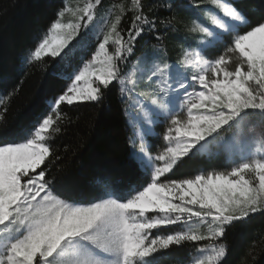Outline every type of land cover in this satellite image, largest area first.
<instances>
[{
	"label": "snow or ice",
	"instance_id": "6c2138e0",
	"mask_svg": "<svg viewBox=\"0 0 264 264\" xmlns=\"http://www.w3.org/2000/svg\"><path fill=\"white\" fill-rule=\"evenodd\" d=\"M202 2L187 6L200 10L184 18L176 60L164 43L180 28L157 12L185 7L180 0H131L126 37L118 26L127 5L95 43L89 22L101 0L86 5L83 24L52 21L23 63L58 58L49 76L59 88L22 135L8 119L20 84L0 77V264H161L181 247L189 264H227V229L264 213V152L220 160L243 145L246 126L255 134L253 117L264 139V0ZM153 38L150 50L138 47ZM113 97L130 130L126 156L53 173L51 142L71 108ZM234 128L238 136L225 135Z\"/></svg>",
	"mask_w": 264,
	"mask_h": 264
},
{
	"label": "trees",
	"instance_id": "16d2710c",
	"mask_svg": "<svg viewBox=\"0 0 264 264\" xmlns=\"http://www.w3.org/2000/svg\"><path fill=\"white\" fill-rule=\"evenodd\" d=\"M101 2L102 6L97 5L94 8L93 21L89 22L90 29L101 27L99 40L102 41L103 33L108 31V22L120 16L121 9L127 5L128 11L121 16V23L118 26V30H123L126 37L127 29L131 26V0ZM143 2L148 3L149 0ZM89 3L94 4L95 0H0V77L7 75L11 78L12 85L20 84L19 93L11 98L8 113L9 125L14 134L22 135L32 126L36 117L45 111L48 100L59 88L49 76L58 58L42 55L40 60L30 58L23 63L26 50L34 51L41 30L47 28L55 19L59 18L64 24L72 20V16L76 17L74 21L79 16L84 19L83 9ZM180 3L185 7L175 9L173 12L161 8L157 12L161 19L175 16L174 22L180 28L178 32L169 31L166 34L164 47L170 60L179 58L183 43L181 37L184 35V18L200 10L187 6L199 3L201 9L205 7L202 0H180ZM61 8L64 9V16L57 17V11ZM79 34L73 39L78 38ZM94 34L96 36L97 33ZM93 40L95 43V38ZM154 43V38L147 44L142 40L138 47L141 50H150ZM139 54L138 52L137 55ZM0 87H3L2 81ZM62 108L68 110L64 105ZM69 115L72 122L70 124L64 122L61 134L51 142L56 154L60 156L59 160H54L52 156L48 158L53 160L49 165L53 173H59L65 168L78 172L82 165H87L90 160L101 156L112 159H123L126 156L130 130L126 127L125 117L119 111L114 97L111 104L107 102L103 105L79 104L71 108ZM251 120L256 124L255 134H250L246 126L243 129L245 137L243 145L220 155V160L226 161L228 166L239 162L241 149L249 156L257 150L264 152V139L257 140L261 132L258 118L253 117ZM162 131V127L155 129L157 134ZM240 132V129L234 128L225 135L233 137L238 136ZM77 146L78 151L73 155L72 150ZM218 166L215 163L201 165L198 162L193 165L196 168ZM200 231L206 234L203 229ZM205 243L207 241L200 242L201 245ZM225 243L229 246L226 253L227 264H264V213H255L245 221L234 223L227 229ZM161 264H189L188 248H174L170 252L162 253Z\"/></svg>",
	"mask_w": 264,
	"mask_h": 264
},
{
	"label": "rangeland",
	"instance_id": "374dc122",
	"mask_svg": "<svg viewBox=\"0 0 264 264\" xmlns=\"http://www.w3.org/2000/svg\"><path fill=\"white\" fill-rule=\"evenodd\" d=\"M76 17H74V16H72L71 17V19L72 20H70L67 24H69V23H81L80 21H82V23L81 24H83L85 21H86V16H85V18L84 19H82V17L81 16H79V17H77V20L76 21H74V19H75ZM82 30V29H81ZM101 31V27H98V28H92L91 29V34H92V36H93V39L95 38V34L94 33H99ZM108 49H109V51H112V44H111V42L109 43V45H108ZM253 153V152H252ZM251 153V154H252ZM201 229H203L205 232H206V234L208 233V231H209V229H208V226L207 225H203L202 227H201ZM200 229V230H201ZM217 243H218V241H216ZM207 243H211L210 241H207Z\"/></svg>",
	"mask_w": 264,
	"mask_h": 264
}]
</instances>
